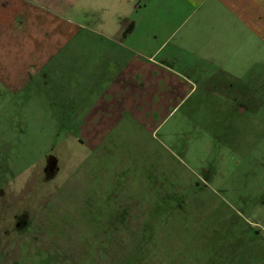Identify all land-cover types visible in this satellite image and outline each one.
I'll return each instance as SVG.
<instances>
[{"label":"rangeland","instance_id":"1","mask_svg":"<svg viewBox=\"0 0 264 264\" xmlns=\"http://www.w3.org/2000/svg\"><path fill=\"white\" fill-rule=\"evenodd\" d=\"M29 87L0 90V264H264V112L85 145Z\"/></svg>","mask_w":264,"mask_h":264},{"label":"crops","instance_id":"2","mask_svg":"<svg viewBox=\"0 0 264 264\" xmlns=\"http://www.w3.org/2000/svg\"><path fill=\"white\" fill-rule=\"evenodd\" d=\"M28 87L85 145L177 113L246 125L264 112V0H0V90Z\"/></svg>","mask_w":264,"mask_h":264},{"label":"flooded vegetation","instance_id":"3","mask_svg":"<svg viewBox=\"0 0 264 264\" xmlns=\"http://www.w3.org/2000/svg\"><path fill=\"white\" fill-rule=\"evenodd\" d=\"M50 174L48 173V176H49ZM21 212V211H20ZM19 212V216H21L22 215V213H20ZM21 218V217H20ZM21 222V221H20ZM20 222H16L17 223V226H18V224H20Z\"/></svg>","mask_w":264,"mask_h":264}]
</instances>
